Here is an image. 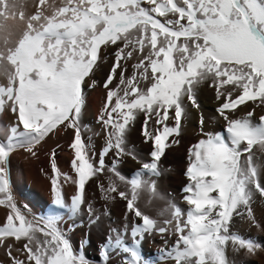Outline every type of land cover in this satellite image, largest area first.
<instances>
[{"label": "snow or ice", "instance_id": "6c2138e0", "mask_svg": "<svg viewBox=\"0 0 264 264\" xmlns=\"http://www.w3.org/2000/svg\"><path fill=\"white\" fill-rule=\"evenodd\" d=\"M26 7L25 0H0V73L7 77V83L0 84V112L10 110L16 116L6 142H0V206L9 210L0 226V245L8 249L12 264L88 261L73 250L57 215L41 224L18 208L8 180L10 154L22 148L35 156L34 148L58 126L73 129L75 176L61 173L53 162L51 187L54 204L70 207L75 216L85 202L86 184L104 168V156L113 150L117 159L128 154L126 134L141 115V134L154 145L151 159L128 181L131 198L114 185L109 189L118 191L141 223L130 232L135 247L122 238L127 233L110 238L103 249L105 262L112 249L125 255L124 264H145L139 252L145 235H163L169 228L177 239L162 251V258L174 264H230L229 244L233 250L255 253L261 246L233 233L231 222L234 214L243 218L246 213L255 223L254 195L264 197L261 165L253 152L254 145L264 151V115L255 122L252 108L235 118L248 102L264 108V0H61L59 5L36 0L32 14H26ZM10 19L19 28L12 41ZM104 47H115V53L103 84L107 93L99 119L107 142L97 165L82 140L79 118L84 85ZM133 59L137 62L127 75L125 62ZM210 78L227 135L205 131L201 117L203 138L189 149V183L183 189L188 207L170 205L171 219L158 225L136 204L137 190L147 183L141 177L160 175L166 148L178 142L169 138L180 133L184 99L199 107L193 85ZM62 180L76 187L70 205ZM151 184L154 190L155 181ZM9 238L22 243L23 260L13 255Z\"/></svg>", "mask_w": 264, "mask_h": 264}, {"label": "bare ground", "instance_id": "6f19581e", "mask_svg": "<svg viewBox=\"0 0 264 264\" xmlns=\"http://www.w3.org/2000/svg\"><path fill=\"white\" fill-rule=\"evenodd\" d=\"M25 3L27 5L24 9L26 14L34 13L36 0H25ZM47 3L59 5L61 0H47ZM161 19L163 20V18ZM8 24L13 32V35L9 37L10 41L17 39L18 22L10 19ZM3 47V42L0 41V48ZM114 53L115 47L102 48L98 64L91 74V78L84 85L85 103L79 118V125L82 140L92 149L93 160L97 165L99 156L107 142L105 126L99 117L107 93L103 84L113 65ZM136 62V59L125 62L127 75H131L132 65ZM6 83L7 77L0 73V84ZM115 83H118V80L112 87ZM193 87L199 107L194 106L187 98L184 99L185 115L182 116L180 133L178 136L169 138V141L175 139L178 142L170 143L166 148L165 154L159 162L160 175L156 177L145 173L141 179L147 183L137 190L136 204L161 226L165 220L171 219L173 209L170 205L175 204L185 210L188 207L183 189L189 183L186 176L189 149L200 138H203L200 132L201 117L205 122V131L227 135L226 122L217 112L220 102L217 100L215 85L211 78L195 84ZM227 87L229 86H225V88ZM252 108H255L254 120L259 122V117L264 115V108L258 107L252 102L241 105L235 113V118L243 117ZM142 122L143 116L141 115L127 131L125 151L128 154L121 155L117 159L116 152L113 150L104 156V168L86 184L85 202L81 211L75 216L72 215L70 207H55L51 187L53 162L61 173L69 177L75 176V171L71 166L75 151L70 147V143L74 139L73 129L58 126L34 148L35 156L18 148L9 158V186L18 208L26 215L27 219L35 218L41 224L49 215H57L60 218L59 227L66 234L73 250L77 254H82L88 264H124L125 255L112 249H109V256L105 262L103 249L110 238L114 239L118 233H127L122 238L131 245V229L141 223L140 219L128 209L127 201L118 194V191L113 192L109 189L114 185L131 198L132 189L128 181L135 178L136 173L142 170V164L151 159L150 152L154 145L146 142L145 137L141 134ZM15 124V114L10 110L0 112V142H6V136L10 134V127ZM174 124V120L169 121V126ZM20 130H23L22 125ZM70 150L72 152L66 156L65 152ZM253 152L259 158L255 163L261 165V182L264 183V151H261L258 145H254ZM246 155L247 153L244 154V156ZM113 167H115V172ZM151 181H155L154 190ZM61 183L65 201L70 205L71 197L76 193V187L71 180L67 182L62 180ZM89 206H91V212H89ZM252 206L256 222L253 223L249 220L246 213L243 218L234 214L231 231L252 239L261 247L255 253L249 254L244 249L233 250L229 244L226 248V255L230 264H264V197L255 193ZM8 211L4 206H0V226L6 223ZM38 235L41 234L38 233ZM176 239L171 228L163 235L158 231L146 234L139 245L141 259L145 264H174V261L162 258V251L166 247L170 248ZM9 242L12 243L13 255L17 259L23 260L24 253L19 250L22 248V243L14 241L12 238H9ZM131 246L135 247V245ZM7 253L8 249L0 245V264H12Z\"/></svg>", "mask_w": 264, "mask_h": 264}, {"label": "rangeland", "instance_id": "374dc122", "mask_svg": "<svg viewBox=\"0 0 264 264\" xmlns=\"http://www.w3.org/2000/svg\"><path fill=\"white\" fill-rule=\"evenodd\" d=\"M72 150V149H71ZM67 151V152H65V154H66V156H68V154L70 153V152H72V151ZM15 151V150H14ZM14 151L10 154V156H9V158L11 157V155L14 153ZM55 207H58V206H55ZM33 218V217H32Z\"/></svg>", "mask_w": 264, "mask_h": 264}]
</instances>
